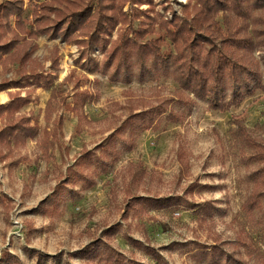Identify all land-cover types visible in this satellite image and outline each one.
<instances>
[{
	"label": "trees",
	"instance_id": "obj_1",
	"mask_svg": "<svg viewBox=\"0 0 264 264\" xmlns=\"http://www.w3.org/2000/svg\"><path fill=\"white\" fill-rule=\"evenodd\" d=\"M28 3L33 6L31 21L25 18L26 0L0 2V67L3 75L13 74L0 81V93L6 92L10 98L9 103H0V164L6 165L8 171L20 162L30 161L19 151L29 140L39 137L43 155L50 159V150L60 142L65 120L60 110L76 113L82 123L87 121L85 106L97 98L93 91L81 90L76 85L69 102L70 96L55 85L60 70L59 48L52 50L51 67L45 71L44 63L35 56L39 37L77 46L76 64L89 74L98 73L110 81L124 83L171 78L178 85L170 98L156 95L119 107L127 115L118 119L115 131L95 149L84 148L62 175L48 202L50 207H46L52 214L67 199L94 188L98 178L113 169L123 153L134 151L142 133L157 130L163 121L173 125L183 123L197 101L227 112L257 91L264 94V0H188L181 16L170 4L155 0H28ZM158 6L173 18L167 19ZM96 50L100 51L101 59L94 57ZM38 89L50 92L44 128L33 115L24 112L38 101L34 95ZM235 123L234 138L254 185L244 207L248 212L257 208L264 217V136H255L243 120L237 119ZM179 162L180 184L188 167L181 155ZM122 177L120 188L111 190L112 201L122 213L121 223L100 231H87L90 242L79 251L54 256L36 249L25 248L24 252L36 259L35 264H74L73 259L83 264H145L115 246L118 235L124 232L126 239L144 249L155 264H170L151 244L132 239L129 233L134 228L146 230V219L158 222L152 215L154 211L182 206L191 210L202 208L205 216H212L215 209L211 201L199 204L193 199L198 189L213 188L200 184L199 180L183 193L163 195L156 185L161 181L155 171L148 173L141 162L128 164ZM0 204L9 215L11 206L6 195H0ZM211 240V244L193 243L191 256L197 264H248L240 253L246 246L242 241L224 240L218 233ZM0 264L23 262L5 250Z\"/></svg>",
	"mask_w": 264,
	"mask_h": 264
},
{
	"label": "rangeland",
	"instance_id": "obj_2",
	"mask_svg": "<svg viewBox=\"0 0 264 264\" xmlns=\"http://www.w3.org/2000/svg\"><path fill=\"white\" fill-rule=\"evenodd\" d=\"M155 1L170 4L178 16L182 15L183 6L188 3V0ZM26 3L25 18L31 21L33 6L28 0ZM158 9L167 19L173 18L171 13L165 14L160 6ZM37 44L39 49L35 56L44 63L45 71L50 70L52 50L59 48L60 70L55 85L65 96H70V103L76 85L81 90L93 91L97 98L85 106L87 121L82 123H79L76 113L60 110L65 120L59 134L60 142L50 150V159L43 155L39 137L29 140L26 147L19 151L30 161L20 162L11 172L6 165L0 164V195H6L11 206L7 215L0 204V258L5 250H9L23 264H35L36 259L25 253V248L51 256L79 251L90 242L87 231H100L121 223L122 213L112 201L111 190L113 187L120 188L118 185L122 184L123 170L128 164L141 162L148 173L155 171L161 181L156 185L163 195L174 191L183 193L195 180L213 187L198 189L193 199L199 204L211 201L215 209L212 216H205L202 208L191 210L182 206L154 211L152 215L158 222L146 219V230L134 228L129 233L132 239L151 244L170 264H197L191 256L193 243L211 244L212 235L218 233L224 240H239L246 244L240 253L248 264H264V217L257 208L248 212L244 207L254 185L248 178L240 145L234 138L237 119L243 120L255 136H264L262 92H255L227 112L197 101V106L183 123L173 125L163 121L157 130L142 133L134 151L123 153L114 168L98 178L94 188L67 199L59 211L52 214L46 207H50L48 202L62 175L75 163L84 148L95 149L115 131L118 119L127 115V111L119 107L137 99L155 98L156 95L170 98L178 85L171 78L134 80L131 83L110 81L98 73L89 74L79 68L76 64L79 58L77 46L45 36L39 37ZM164 46L170 49L167 44ZM94 57L102 58L99 50ZM11 77L12 73L3 75L0 67V81ZM34 95L38 101L27 106L24 112L33 115L44 128V110L50 92L38 89ZM9 102L8 94L1 92L0 103ZM79 124L81 127L78 128ZM179 155L185 158L188 167L187 176L180 184L178 174L182 164ZM182 171L185 172L184 167ZM122 199L123 193L120 192V208L123 206ZM204 219L205 223L202 222ZM125 235L121 232L115 242L120 251L145 264H155L144 249L131 244ZM71 261L83 264L80 260Z\"/></svg>",
	"mask_w": 264,
	"mask_h": 264
}]
</instances>
